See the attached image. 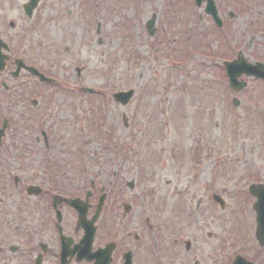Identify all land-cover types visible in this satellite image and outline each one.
<instances>
[{
    "label": "rangeland",
    "instance_id": "rangeland-1",
    "mask_svg": "<svg viewBox=\"0 0 264 264\" xmlns=\"http://www.w3.org/2000/svg\"><path fill=\"white\" fill-rule=\"evenodd\" d=\"M214 1L220 14H235L225 38L217 37L204 6L196 8L193 0H42L36 13L41 22L28 37L40 43L31 61L59 88L45 91L37 108L28 104L26 123L16 92L9 142L19 160L9 156L6 169L10 165L27 184L64 194L90 180L107 189L115 172L111 188L123 192L124 206L139 200L142 211L156 203L162 216L183 202L189 215L193 203L211 215L212 191L224 202L219 226L217 219L213 226L221 245L226 235L228 255L254 242L255 199L248 187L264 185V84L243 75L246 87L232 92L219 65L229 59L227 48H239L249 63L260 61L264 45L259 36L249 39L264 30V0ZM128 90L134 91L128 104L111 99ZM41 113L39 126L57 138L49 148L30 127L38 126ZM198 222L204 223L201 215ZM262 257L264 264V249Z\"/></svg>",
    "mask_w": 264,
    "mask_h": 264
},
{
    "label": "flooded vegetation",
    "instance_id": "flooded-vegetation-1",
    "mask_svg": "<svg viewBox=\"0 0 264 264\" xmlns=\"http://www.w3.org/2000/svg\"><path fill=\"white\" fill-rule=\"evenodd\" d=\"M28 2L0 0V39L9 48L8 52L2 51L8 53L9 57L0 72V168L3 167L0 169V264H97V256H94L97 251H101L100 264H231L236 255H241L252 264H263V249L255 241L238 249L243 253L237 251L228 255L230 248H225L224 243L221 245L219 227H216L215 238L213 224L217 219L219 226L220 215L217 214L219 205L212 197L213 202H210L214 204L215 211L211 215L203 216L195 203L189 215L190 207L183 202L170 205L162 216L155 212L154 205H147L141 211L139 200L137 204L140 207L135 202L134 205L124 206L122 191L111 192L101 186L97 188L90 181L82 189L71 192L73 197H67L82 200L88 206L86 219L90 220L99 198L104 196L105 204L96 221L95 237L87 247L80 242L84 231L78 227V215L72 207L66 202L54 206L53 189H47L38 182L27 184L22 176L8 169L10 165L6 169L10 157L19 160L9 142L10 135L14 136L9 132L13 131L11 107L18 103L17 99L14 101L16 92L19 90L22 96L18 100H24L21 121L26 123L32 115L28 104L37 108L45 101L43 95L57 88L53 76L36 61H31L30 52L39 48L40 43L36 39L30 41L28 37L35 33L41 22L36 15L41 2L31 14L26 9ZM217 11L222 21V29H216L217 37L219 34L226 37V22L232 19L231 15L220 14L218 8ZM253 40L250 38L249 42ZM260 40L264 45V32ZM242 46L245 47L246 43ZM17 50L23 55L16 56ZM262 52L259 62L264 66V50ZM224 54L229 57L227 61L242 58L243 55L239 48H227ZM17 59L53 81L40 82L26 69L13 78ZM17 82L21 83V87L15 86ZM31 95L38 96L35 98ZM46 100L48 102L49 97ZM42 116V113L36 116L35 124L38 126L33 127L34 123H31L30 127L34 129L37 141H42L49 148L54 145L55 138L39 126ZM28 186H39L41 190L37 194H28ZM86 186L89 190L85 189ZM200 215L204 222L201 224L198 222ZM224 248L225 255L221 257L220 252Z\"/></svg>",
    "mask_w": 264,
    "mask_h": 264
},
{
    "label": "water",
    "instance_id": "water-1",
    "mask_svg": "<svg viewBox=\"0 0 264 264\" xmlns=\"http://www.w3.org/2000/svg\"><path fill=\"white\" fill-rule=\"evenodd\" d=\"M39 0H31L30 10L35 7ZM204 0H196L197 6H200V3ZM207 1V7L206 12L211 15L215 21H218L216 18V11L213 5L212 0H206ZM153 26V21H150L147 25L148 32L150 35L154 33V31L151 29ZM1 46V44H0ZM3 56L0 54V69L3 66ZM19 69H17L18 72ZM226 71L227 75L230 80V85L233 89H241L243 87V83H238L237 78L241 74H246L247 76H254L256 78H263L264 79V68L260 64H256L255 66L247 65L243 61H239L236 63L228 64L226 65ZM133 92L129 91L127 93H118L114 95V100L120 103L121 105H126L131 98ZM235 105H237V102H234ZM249 192L251 195L256 197L257 201L254 205V209L256 212V237L259 241L260 246H264V187H254L252 186L249 189ZM72 205L77 209L79 212V225L84 228L86 231V235L84 236V240H90L92 239L93 235V227L92 222L86 223L84 220L85 217V207H79L78 204L75 202L72 203ZM89 259V257H87ZM97 264H100V257L97 258ZM235 264H247L243 260H237Z\"/></svg>",
    "mask_w": 264,
    "mask_h": 264
}]
</instances>
